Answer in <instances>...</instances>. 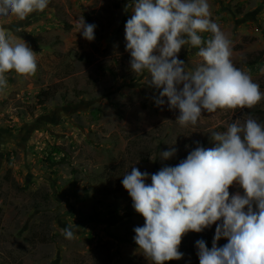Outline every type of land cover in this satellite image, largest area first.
Listing matches in <instances>:
<instances>
[{"label":"rangeland","instance_id":"1","mask_svg":"<svg viewBox=\"0 0 264 264\" xmlns=\"http://www.w3.org/2000/svg\"><path fill=\"white\" fill-rule=\"evenodd\" d=\"M116 1L50 0L24 21L0 17L12 32L23 27L17 35L37 53L36 74L7 73L8 87L0 91V264H151L127 241L145 221L123 175L133 166L149 174L176 166L196 148L191 142L214 147L212 131H226L249 114L264 124V100L254 109L204 111L196 126L176 123L178 110L156 106L149 75L130 69L125 23L131 8H115ZM208 3L232 41L234 65L264 92V56L248 64L264 50V0ZM81 16L96 25L92 42L77 33ZM196 51L179 53L190 69L200 62ZM105 64L115 75L101 70ZM172 148L176 153L163 159ZM68 223L79 228L73 240L61 234ZM226 243L222 238L218 246ZM197 251L165 264H198Z\"/></svg>","mask_w":264,"mask_h":264},{"label":"clouds","instance_id":"2","mask_svg":"<svg viewBox=\"0 0 264 264\" xmlns=\"http://www.w3.org/2000/svg\"><path fill=\"white\" fill-rule=\"evenodd\" d=\"M50 0H0V17L24 21L41 13ZM125 23V50L130 69L150 79L158 90L157 107L167 103L178 110L176 123L196 126L202 112L218 109H254L264 92L245 70L232 61V41L212 19L208 0H132ZM77 33L92 42L95 24L83 16L75 22ZM0 26V91L8 87L7 73L31 77L37 72V53L17 33ZM209 34L205 37L203 34ZM182 48L196 49L200 62L189 68L179 59ZM166 98V100H165ZM215 146L197 147L176 166L149 174L133 166L123 175L124 189L144 225L134 228V241L151 264L180 260L182 238L216 225L212 247L198 240L200 264H264V124L250 114L212 131ZM187 147V146H186ZM176 149L164 151L171 158ZM150 178L151 183H146ZM241 191L230 194V187ZM78 226L68 223L61 234L75 239ZM222 238L227 240L218 246Z\"/></svg>","mask_w":264,"mask_h":264},{"label":"trees","instance_id":"3","mask_svg":"<svg viewBox=\"0 0 264 264\" xmlns=\"http://www.w3.org/2000/svg\"><path fill=\"white\" fill-rule=\"evenodd\" d=\"M131 0H117L113 5L115 8L119 7L121 4L129 3ZM264 56V50H261L257 56L253 59V61L249 62L248 64H254L257 63L261 57ZM101 70H104V72L108 75H115V70H113L108 64L100 66ZM126 77V76H125ZM150 79V77H149ZM197 142L199 143L200 146L204 147L205 143L204 141H194L191 142V146H196L197 147ZM215 226H211L210 228L205 229L204 231L200 233L192 232L189 236H185L182 238L181 245L179 247V251L183 253V257L185 258L187 255H194L197 247H196V242L198 240H203L206 243H209L213 241V237L215 235ZM135 232L132 233V236L127 239V241L132 244L135 247H138L134 241V236ZM200 264V262H198Z\"/></svg>","mask_w":264,"mask_h":264}]
</instances>
